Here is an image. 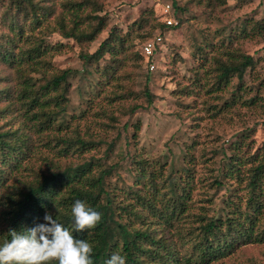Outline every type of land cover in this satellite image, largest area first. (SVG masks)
Instances as JSON below:
<instances>
[{"label": "rangeland", "instance_id": "374dc122", "mask_svg": "<svg viewBox=\"0 0 264 264\" xmlns=\"http://www.w3.org/2000/svg\"><path fill=\"white\" fill-rule=\"evenodd\" d=\"M9 1L0 0L4 21L15 9ZM35 2L49 16L31 26L23 18L18 21L25 42L11 44L10 26L0 22V52L13 54L11 63L21 60L28 46L49 48L35 59V70L23 65L15 71V64L0 58V133L7 132L10 148L19 149L9 155L22 154L11 160L12 167L4 166L0 193L34 185L49 171L87 164L95 176L105 171L103 185L114 208L132 206L148 216L137 200L154 199L148 208L164 212L162 205L172 196L170 184H182L181 178L189 190L183 211H176L171 229L160 225L158 234L167 245L180 244L176 230L198 225L194 216L224 218L233 206H243L259 165L264 186V0H89L86 6L83 0ZM67 2L83 4L79 20L87 32L102 23L95 40L76 42L52 33ZM168 19L175 23L171 28L166 27ZM158 34L159 49L151 60L143 59L139 48L143 52ZM107 39L116 44L115 53L98 60L81 58ZM58 44L64 45L60 52L50 49ZM245 56L252 65L241 81L235 76L218 81L222 64L240 63ZM62 70H70L65 90L43 97L59 102L54 108L50 101L47 108L54 117L27 118L14 98L18 74L36 81L37 89ZM146 89L154 97L151 103ZM57 136L70 143L65 158L55 154ZM79 139L86 148L77 145ZM126 218L121 223L141 230L138 219ZM208 264H264V244L239 242Z\"/></svg>", "mask_w": 264, "mask_h": 264}, {"label": "trees", "instance_id": "16d2710c", "mask_svg": "<svg viewBox=\"0 0 264 264\" xmlns=\"http://www.w3.org/2000/svg\"><path fill=\"white\" fill-rule=\"evenodd\" d=\"M88 1L83 0L84 6L88 4ZM32 2L34 3L32 4ZM9 4L14 6L16 11L14 8L10 10L11 17L7 19L4 16L5 21L1 17L0 22L4 28L10 26V32L13 36L7 39L11 41V44L24 41L22 36L24 26L22 22H18L21 18L28 21V25L31 26L37 24L44 15L45 17L49 16V12L45 8H40V3L35 2V0H10ZM83 4L81 2L63 4L62 18L57 25L51 27L52 33L58 32L62 38L72 39L76 42L95 40L103 25L99 23L98 27H93V30L88 32L82 27L79 17L82 16ZM68 16L72 18L70 28L65 26L67 25L65 19ZM6 19H10L9 22ZM166 27L171 28V26ZM62 47H64L63 44H58L50 49H56L55 52L57 53ZM28 48L19 55L21 60L14 63H11L14 55L7 49L0 52V58L5 63L15 64V71L23 65L30 66L35 70L39 66V62L35 59L44 55L49 48L43 49L40 45L28 46ZM116 49V44H111L107 39L99 45L95 52L81 56V58L86 61L98 60L107 52L115 53ZM140 49L139 54L143 59H146ZM158 49L157 47L155 51ZM151 59L149 58V60ZM251 65L252 59L249 56L243 57L240 63L222 64L219 68L218 81L226 83L233 76L241 81L245 70ZM69 75L70 70L59 71L58 74L52 75L48 82L36 89V81L25 79L26 77L18 74V91L14 98L20 103L18 104L19 109L24 112L27 118L35 120L43 117L53 118L54 114L47 113V108L50 101L54 108L58 107L59 102L53 98L44 99L43 97L49 95L50 91L57 92L61 87L65 90ZM144 96L148 103L154 99L147 89L144 91ZM135 109L133 108L132 111ZM52 129L56 128L53 127ZM10 135L15 136L13 133ZM6 137H10L7 132L0 133V150H4L0 152V183L4 180L1 176L4 166L12 167L11 160L18 159L22 155L18 153L19 149L10 148V141ZM5 138L7 140H3ZM54 141L53 147H57L56 156L65 158L69 154L70 143L66 139L60 141L58 136ZM58 143L61 145L59 146ZM77 145L86 148L84 147L86 145L84 140L79 139ZM15 150L18 152L14 153V156L9 155L8 151ZM13 167H15L14 169L19 168L18 164ZM234 168L236 170L237 166ZM261 171L262 165L254 168L255 175L251 177L249 182L252 192L243 206L241 204L233 206L230 208L232 211L226 214L224 218L212 216L205 221L204 218L194 216L198 225L189 230H176L177 232L172 229L175 233L174 237L179 240L180 244L170 242L167 245L159 241L158 234L161 231L160 225L171 229L172 218L176 211H183L184 200L187 197L186 192L188 193L189 190L184 187L187 183L183 186L181 178L179 180L182 184H170L171 200L162 205L167 212L155 211V208L149 209L148 205L154 206V199L149 200L145 196L141 200L138 199L136 205L149 211L148 216H143L142 212L132 206L130 208L123 207V209L112 206V201L103 185L105 171H101L95 176L87 164L67 167L57 172L49 171L48 175H41L34 185L28 183L23 187L22 184V188H11L9 191L0 193V242L7 237L9 229L23 231V229L32 227L36 223L43 222L42 218L46 211L55 212L54 205L57 206L56 216L60 222L71 227L70 206L74 200L80 199L101 213V219L93 229L75 233L79 238L87 239L93 244L91 254L93 264H104V261L117 251L125 256L126 264H208L219 257L226 256L229 249H233L239 242L264 244V186L260 184ZM179 187L181 188L180 193ZM6 189L8 186L4 190ZM234 197L232 194L230 199L232 200ZM115 211L118 212L120 219L124 215L127 216V220L130 217L138 219L141 230L134 228L130 223H121L120 219V222L115 220ZM50 264H57V262L53 260Z\"/></svg>", "mask_w": 264, "mask_h": 264}, {"label": "clouds", "instance_id": "9594fccd", "mask_svg": "<svg viewBox=\"0 0 264 264\" xmlns=\"http://www.w3.org/2000/svg\"><path fill=\"white\" fill-rule=\"evenodd\" d=\"M55 212H45L43 222L23 231L9 229L0 242V264H93V244L75 233L93 229L101 213L84 200H74L70 206L71 227L65 226ZM104 264H126L119 251L113 252Z\"/></svg>", "mask_w": 264, "mask_h": 264}, {"label": "built area", "instance_id": "2783aa9c", "mask_svg": "<svg viewBox=\"0 0 264 264\" xmlns=\"http://www.w3.org/2000/svg\"><path fill=\"white\" fill-rule=\"evenodd\" d=\"M165 23H166V26H173V25H175V23L171 19L166 20ZM161 39L162 38L158 34V36L155 37L154 40H152V41L147 42V43L144 44L142 54H143V56L146 59L147 58H150V57L153 58V56L156 54V51H155L156 48L157 47H160L159 45L161 44ZM149 68H150V70H152L154 68V65L153 64H150Z\"/></svg>", "mask_w": 264, "mask_h": 264}]
</instances>
